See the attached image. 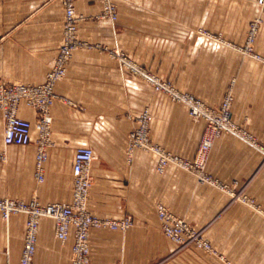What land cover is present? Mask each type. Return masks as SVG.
<instances>
[{"label": "crops", "instance_id": "0c3cea01", "mask_svg": "<svg viewBox=\"0 0 264 264\" xmlns=\"http://www.w3.org/2000/svg\"><path fill=\"white\" fill-rule=\"evenodd\" d=\"M116 22L100 19L101 0H77L87 18L79 37L91 46L77 50L64 80L56 86L51 109L46 177L35 175L34 128L28 146H6L0 113V198L41 204H71L76 150L93 149L92 215L120 220L131 217L127 232L92 230L90 264H264V65L214 42L246 43L250 23L261 16L257 0H112ZM62 0H0V83L46 82L64 31ZM255 50L264 57V15ZM121 52L142 67L174 82L212 109L233 92L236 132L214 144L207 173L236 196L253 199L248 206L217 186L175 166L156 170V158L138 150L128 158L131 117L151 111V140L183 159L196 157L206 129L188 108L154 90L113 57ZM19 117L35 124L38 113L26 106ZM201 231L215 254L179 250L161 227L157 205ZM26 215L9 222L0 216V264H20ZM73 238L55 236V223L43 218L32 264H73Z\"/></svg>", "mask_w": 264, "mask_h": 264}, {"label": "built area", "instance_id": "2783aa9c", "mask_svg": "<svg viewBox=\"0 0 264 264\" xmlns=\"http://www.w3.org/2000/svg\"><path fill=\"white\" fill-rule=\"evenodd\" d=\"M104 10L100 15L102 20L115 22L118 18L115 6L110 0H101ZM65 9L64 31L62 43L57 58L47 75L46 82L41 85H22L0 83V113L5 121L4 143L6 146H28L32 143V131L35 128L39 134L35 175L39 183L46 177V165L49 161L50 132L53 118L51 109L57 99L56 86L65 79L68 66L74 53L91 45L79 37L80 24L87 20L76 10L77 0H62ZM261 16L250 23L245 45L236 50L263 64L264 57L255 50L256 41L263 24L264 0H257ZM120 62L124 70L146 80L154 91L168 95L175 103L188 108V114L194 121H205L206 129L202 137L197 155L192 160L183 159L168 152L151 140V123L153 116L149 110L131 117L135 127L129 134L128 158L131 160L138 150L153 155L157 160L156 170L165 173L170 166H175L195 175L200 183L219 187L230 193L234 199L247 201L243 196H236L227 186L220 185L206 171L210 152L215 142L224 133L236 132L233 122V92L230 90L220 108L212 109L202 100L193 95L178 91L170 83L160 77L148 74L145 68L134 62L121 52L112 54ZM26 106L38 113L35 124L19 117V110ZM95 159L93 149L81 147L76 150L73 165V200L71 204L50 203L41 204L38 200L25 202L10 198H0V216L9 222L13 216L26 215L24 247L20 264H32L38 248L40 224L43 218L52 219L55 223V236L67 243L73 238V264H90V234L92 230H110L127 232L134 221L127 216L120 220L105 219L94 216L88 208L90 192L93 184L91 169ZM6 160L5 153L0 154V162ZM157 214L161 221L164 235L170 239L179 250L195 249L209 254H217L201 231L195 230L187 221L172 213L166 206L157 205Z\"/></svg>", "mask_w": 264, "mask_h": 264}, {"label": "rangeland", "instance_id": "374dc122", "mask_svg": "<svg viewBox=\"0 0 264 264\" xmlns=\"http://www.w3.org/2000/svg\"><path fill=\"white\" fill-rule=\"evenodd\" d=\"M111 1V3L115 6V9H116V13H117V16H118V18H119V8H118V5L117 4H115L112 0H110ZM102 4H103V2H102ZM103 10H104V4H103ZM118 18H117V20H118ZM116 20V21H117ZM111 21V20H110ZM115 21V22H116ZM214 42H216V43H218V44H221V45H223V46H226V47H229V48H231V49H233V50H235L236 52H238L237 50H236V48L237 47H241V46H238V45H234V44H232V43H229V42H227V41H225L224 39H222L221 37H214V36H211L210 37ZM245 45V44H244ZM241 54V53H240ZM241 55H243V54H241ZM244 57H247V56H245V55H243ZM249 58V57H248ZM145 71L148 73V74H152V75H156V76H158V77H160L161 79H163V80H165V81H167L168 83H170L174 88H176L178 91H180L176 86H175V84H174V82L172 81V80H170V79H167L165 76H163V75H161V74H159L158 72H156V71H154V70H152V69H149V68H147V67H145ZM145 83H147L150 87H151V85L145 80ZM152 88V87H151ZM153 89V88H152ZM154 90V89H153ZM154 92H156V91H154ZM181 92V91H180ZM157 93H159V92H157ZM182 93H184V92H182ZM185 94H190V93H185ZM190 95H192V94H190ZM194 96V95H193ZM226 96V95H225ZM197 98V97H196ZM225 98V97H224ZM199 99V98H198ZM224 100V99H223ZM146 110H149V109H145V111ZM150 111V110H149ZM151 112V111H150ZM245 198H247V201L246 202H243L242 200H239V199H235V200H238V201H240V202H242V203H244V204H246V205H248V206H251V207H254L255 206V201L253 200V199H250V198H248V197H245ZM234 199V198H233ZM216 252V251H215Z\"/></svg>", "mask_w": 264, "mask_h": 264}]
</instances>
